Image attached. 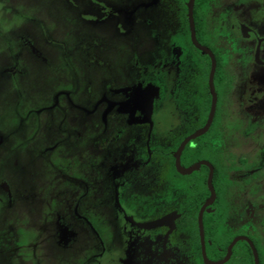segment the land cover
Returning a JSON list of instances; mask_svg holds the SVG:
<instances>
[{
    "label": "flooded vegetation",
    "instance_id": "obj_1",
    "mask_svg": "<svg viewBox=\"0 0 264 264\" xmlns=\"http://www.w3.org/2000/svg\"><path fill=\"white\" fill-rule=\"evenodd\" d=\"M229 1L203 0L199 8L192 3L195 39L215 60L216 100L208 124L211 58L192 42L189 0H56L68 29L76 27L80 35L77 43L60 38L57 19L39 17L29 28L15 29L19 42L7 38L0 44V85L7 84L15 100L14 130L21 133L26 120L31 124L17 138L56 133L46 146L59 147L57 163L44 154L41 168L32 153L31 176L37 173L39 188L53 191L49 168L69 173L85 166L98 172L109 194L100 207L108 203L118 219L112 225L116 243L107 252L115 254L118 247L121 255L115 257L123 264H248V257L251 264H264V139L254 155L238 148L264 115V31L237 18ZM250 9L264 19V0ZM73 51L81 53L79 62L71 58ZM31 70L35 81L50 83L47 103L39 102L44 89L33 94L23 85ZM13 138L12 131L0 128V167L17 170L19 143ZM177 153L179 166L188 171L178 170ZM67 178L73 216L56 219L74 243L72 223L91 222L79 210L83 181ZM200 179L208 190L201 199ZM0 188L11 204L10 185L0 180ZM52 193L58 201L63 191ZM134 197L136 209L129 204ZM217 209L223 248L204 233V214ZM105 218L111 223L109 215ZM7 234L0 227V264H6L7 251L16 249ZM89 237L86 241L93 242ZM216 248L223 252L215 253Z\"/></svg>",
    "mask_w": 264,
    "mask_h": 264
},
{
    "label": "rangeland",
    "instance_id": "obj_2",
    "mask_svg": "<svg viewBox=\"0 0 264 264\" xmlns=\"http://www.w3.org/2000/svg\"><path fill=\"white\" fill-rule=\"evenodd\" d=\"M255 3L258 4V0H231L228 2V6L237 18L242 19L247 25L262 33L264 31V19L259 17L257 10L253 11V9H250L251 5ZM58 6L59 4H57L56 0H0V44L3 43L4 45L7 42V38L18 41V32L15 33V29L25 25L29 28L34 23V20L39 17H46L47 21L48 17L57 19L58 22H61L62 28L58 31L60 38L64 42L77 43L80 35L76 31V27L71 31L68 29L70 27L69 24L62 19L66 13L63 8H58ZM22 12H24V16L21 18L19 15ZM74 25H78V22H75ZM49 32L53 31L50 29ZM72 54L71 58L79 62L81 53L73 51ZM108 54L113 57V50L111 49ZM125 56L126 54L122 55V59ZM41 71L43 75H48L46 68L41 67ZM33 74L31 70L28 74V80H23V85L25 84L28 87L27 89H29L30 93L36 94L37 88L45 90L50 83L44 82L42 79L35 81L31 77ZM63 82L70 83L68 80H63ZM7 88V84L0 87V128L7 132L12 131L13 140L16 138L15 143H19V152L14 154V158L16 157L18 162V171L10 170L5 167L6 165L0 167L1 184L7 182L10 185L11 200L13 201L8 204L6 194L0 188V227H3V230L8 232L7 240L11 237L9 242L16 243L13 245V248L15 247L16 249L5 253L6 264H123L122 260L115 257L121 255L118 247H116V251H113L115 254H112L111 250L107 252V249H112L115 246L116 242L111 238L113 236L112 228H114L112 225H117L118 219H114V210L109 208V206L106 207L108 203H105V208L100 207L103 206L100 202L101 199L109 195L103 192L102 176L90 168H85V166L81 168V171L70 170L69 173L64 169L57 171L49 168L52 171L51 185L55 190L51 191L50 188L42 189L41 186L39 188L40 178L37 173L31 176L32 164L28 157L33 153V158L40 165L43 155L47 154V156L53 157L57 163L58 160L56 158L60 156L56 150L59 147L46 146L56 133L52 137L45 132L44 136H39L34 140H28L27 136L25 138L22 136L17 138V136L28 132L27 128H31V124L26 120V125L22 127L24 130L21 133H17L14 130L18 126V123L14 122L13 119L16 116L14 108H11L15 100L11 90ZM46 92L47 90H45L44 96L40 95V104L47 103L50 94ZM34 96V102H37V95ZM3 117L5 118L3 121L4 126L1 125ZM16 119L19 118L16 117ZM245 124L247 126L249 123L246 121ZM248 129L252 130L253 133L246 140L243 139L245 140L244 146H238V148L254 155L259 151L257 143L264 139V115L257 117L253 128ZM88 153L91 155V150L86 152V156ZM35 164L37 165V163ZM62 173H66L67 175L65 176L67 177H69V174L74 177L78 176L83 181L86 192L79 210L81 216L90 220L91 226L87 223L80 224V220L74 221L72 227L77 232V241L74 243H70L71 234H66L65 230L60 231L57 225L56 217L58 215L73 216L70 207L74 193H71L68 178ZM92 186H95L94 191ZM24 187H27V189ZM58 187L61 188L63 193L57 201V198H55L57 196L52 192L59 189ZM76 191L78 190L74 192ZM63 194H65L66 198L63 197ZM153 203L154 205L156 204V202ZM129 204L131 205L130 208L136 209L137 202L135 197ZM108 215L111 223L106 218L104 219V216ZM13 230L16 231V234L12 232ZM89 235L93 238V242L89 243L86 241V236L89 237ZM96 235L99 240H97ZM9 242H7V245L12 248L8 244ZM103 245L105 247L104 253L102 251ZM89 252L91 254H88Z\"/></svg>",
    "mask_w": 264,
    "mask_h": 264
},
{
    "label": "trees",
    "instance_id": "obj_3",
    "mask_svg": "<svg viewBox=\"0 0 264 264\" xmlns=\"http://www.w3.org/2000/svg\"><path fill=\"white\" fill-rule=\"evenodd\" d=\"M203 4V0H195V5L197 6V8H199L200 6L202 7ZM197 22L199 21L196 18ZM200 26V22L198 23L197 27ZM208 59V57H206ZM207 103H209V100H207ZM189 146V145H188ZM189 149L192 148L191 146L188 147ZM188 148L186 147L183 151V154H185L188 151ZM202 186H203V192L201 193V198H203V196L205 197L208 193L207 188L205 187V182L203 181V179H200ZM216 188L218 189V173L216 171L214 179H213ZM219 198L218 200H216V204H219ZM221 201V199H220ZM222 203V201H221ZM203 225H204V233L205 236L210 238L211 241L213 242V245H217L223 248L224 244H225V240L223 239H219L220 235L223 232V224H222V217L220 216V212L219 209H217V211L215 213H205L204 214V218H203ZM221 238V237H220ZM223 252V249L218 252L217 248L215 249V253L217 254H221ZM246 262L248 264H251V258H245Z\"/></svg>",
    "mask_w": 264,
    "mask_h": 264
},
{
    "label": "water",
    "instance_id": "obj_4",
    "mask_svg": "<svg viewBox=\"0 0 264 264\" xmlns=\"http://www.w3.org/2000/svg\"><path fill=\"white\" fill-rule=\"evenodd\" d=\"M192 3H193V0H189L188 2V15H189V20H190V24H191V39H192V42L195 44V46L199 47L200 49H202L204 52L208 53L210 58H211V69H210V73H209V88H210V91H211V95H212V99H211V106H210V113H209V119H208V122L207 124L209 123L210 121V117L214 111V107H215V100H216V97H215V92H214V89H213V84H212V76H213V72H214V66H215V60H214V57L212 55V53L204 46L200 45L196 39H195V36H194V31H193V22H192ZM207 126V125H206ZM201 131V130H200ZM198 131V132H200ZM196 133L190 135L189 137H187L180 145L179 149L181 148V146L184 144V142L186 140H188L190 137H193ZM178 149V151H179ZM176 166L178 168V170L180 171H188L190 168L186 169V170H183L180 166H179V163H178V153L176 154ZM208 185H209V189H210V192L213 193V189H212V186L210 184V179H208ZM199 228H200V235L202 237V230H201V222H199Z\"/></svg>",
    "mask_w": 264,
    "mask_h": 264
}]
</instances>
